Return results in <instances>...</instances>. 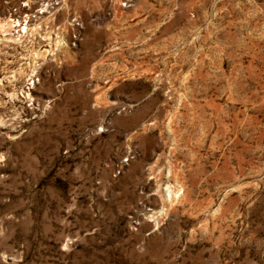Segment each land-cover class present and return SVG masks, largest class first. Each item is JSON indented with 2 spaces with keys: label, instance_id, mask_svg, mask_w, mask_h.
I'll list each match as a JSON object with an SVG mask.
<instances>
[{
  "label": "rangeland",
  "instance_id": "374dc122",
  "mask_svg": "<svg viewBox=\"0 0 264 264\" xmlns=\"http://www.w3.org/2000/svg\"><path fill=\"white\" fill-rule=\"evenodd\" d=\"M10 22L0 264H264V0H0Z\"/></svg>",
  "mask_w": 264,
  "mask_h": 264
},
{
  "label": "bare ground",
  "instance_id": "6f19581e",
  "mask_svg": "<svg viewBox=\"0 0 264 264\" xmlns=\"http://www.w3.org/2000/svg\"><path fill=\"white\" fill-rule=\"evenodd\" d=\"M11 21V20H10ZM12 23H14V25L12 24ZM12 23L10 22V23H6V24H4V25H0V31H6V26L7 25H11V26H9L10 27V29H12V28H14V27H18V26H21L22 24H23V22H21V21H19V19H13L12 20ZM24 24H25V22H24ZM23 24V25H24ZM26 28V27H25ZM23 30H25V29H23ZM21 31V29L19 30V32Z\"/></svg>",
  "mask_w": 264,
  "mask_h": 264
}]
</instances>
